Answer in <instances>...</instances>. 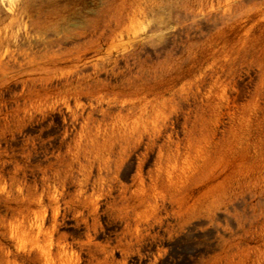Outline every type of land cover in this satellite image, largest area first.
Wrapping results in <instances>:
<instances>
[{"label":"rangeland","instance_id":"rangeland-1","mask_svg":"<svg viewBox=\"0 0 264 264\" xmlns=\"http://www.w3.org/2000/svg\"><path fill=\"white\" fill-rule=\"evenodd\" d=\"M106 91L164 110L156 144L183 143L200 112L204 148L137 229L100 211L95 228L70 211L24 220L27 187L71 157L74 131L129 108ZM37 225L64 264H264V0H0V264H36L22 235Z\"/></svg>","mask_w":264,"mask_h":264},{"label":"bare ground","instance_id":"bare-ground-1","mask_svg":"<svg viewBox=\"0 0 264 264\" xmlns=\"http://www.w3.org/2000/svg\"><path fill=\"white\" fill-rule=\"evenodd\" d=\"M78 85L81 86L80 82ZM90 86H92L91 83ZM106 88L108 90L107 86L104 89L106 90ZM124 88V92H126V87ZM185 88L187 90L190 87ZM95 89H97L96 93L98 91L101 93L102 91L98 90V88ZM145 89L149 88L146 87ZM82 90L84 91V89ZM82 90L79 93H82ZM116 90L118 91L117 88ZM106 92L102 93V98L106 97L109 101L117 103L120 102L121 98L125 97L126 99L123 102L129 103V108L125 111L121 109L116 112L102 110L101 113L107 118L106 120L104 118L100 122H95L88 117L83 126L74 131V141L70 144L72 146L71 157L68 160L64 158L63 160L60 157L58 160L61 161L56 166L47 168V170L43 169L45 171H42L39 187L34 189L27 187V192L23 196L24 220L28 216H31L36 222H43L52 218V227H54L58 214L70 211L75 218L95 228L96 215L100 211L101 214L110 215L115 219L125 222L128 229L131 226L136 228L139 224L141 226V221H145L146 223V220L148 221L152 217L153 207L156 205L157 199H163L169 192L172 193L173 187L177 182L181 179L183 180L185 177L184 175L187 172L186 165L190 163L188 161L187 164V160H190L189 154L193 149H198L199 146H196V144L198 140L202 139H198L200 137L197 138L195 136L196 134L198 136L200 134L198 130L195 133V128H197L195 124L198 121H203V111V117L197 111L199 113H196L183 143L173 141L168 136L165 143L156 144L155 139L159 134V130L156 129L159 117L165 115L164 110L159 105L153 106V103H149V106L143 107L140 105L142 98L138 97L137 92L136 94H133L134 92L132 94H124V92L113 93L112 98L109 96L110 93ZM149 92L151 93V91ZM79 93H77V97ZM85 94L83 93V95ZM176 94L179 93L176 92ZM93 95L96 94L94 93ZM146 95L148 96V94ZM162 104L163 106L167 105L168 100H163ZM202 110H205V108ZM211 115H214V113ZM201 144H199L200 147H202ZM141 146L142 150H139ZM195 146L197 148H194ZM200 147L199 152L196 153H200ZM153 149H155V152L149 165L147 155ZM201 152L203 154V150ZM194 154L191 158L194 157ZM125 177L129 178V185L122 183ZM180 183L182 184V181ZM68 185L74 187L72 194H68L66 191ZM115 187L118 188L117 197H111L106 202L105 209L101 210L99 203L104 201L106 197H109ZM164 203H162V206ZM36 227L37 230L35 232L30 230L29 232H23L22 235L23 240L28 242L38 253V258L35 260L36 264H64L66 260V247L61 245L58 239L46 238L41 225H37ZM138 233L140 232L138 231ZM135 236L137 239L139 235ZM134 237L133 239L136 241ZM132 240H129V242L133 244ZM121 242L122 244L120 245ZM121 242L118 244V247L123 246V241ZM131 243H128V245ZM124 246L125 249L129 248V246ZM124 246L120 251L125 250ZM126 251L128 252V250Z\"/></svg>","mask_w":264,"mask_h":264}]
</instances>
